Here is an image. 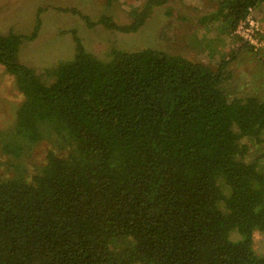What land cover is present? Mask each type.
<instances>
[{"label": "trees", "instance_id": "obj_1", "mask_svg": "<svg viewBox=\"0 0 264 264\" xmlns=\"http://www.w3.org/2000/svg\"><path fill=\"white\" fill-rule=\"evenodd\" d=\"M168 2L131 1L127 22H98L136 32ZM263 12L264 0H217L199 21L229 34ZM35 32L0 31V64L21 94L0 131V264H264L253 246L264 233V97H229L234 52L213 65L151 47L100 56L72 36L46 82L18 55Z\"/></svg>", "mask_w": 264, "mask_h": 264}, {"label": "rangeland", "instance_id": "obj_2", "mask_svg": "<svg viewBox=\"0 0 264 264\" xmlns=\"http://www.w3.org/2000/svg\"><path fill=\"white\" fill-rule=\"evenodd\" d=\"M131 1L135 0L108 5L105 0H0V31L28 36L36 28L34 38L23 37L18 55L46 82L51 77L45 70L69 58L72 36H76L87 50L100 56L109 46L127 50L151 47L213 65L218 56L234 52L229 64L232 77L223 82L229 97H264V65H260L264 51L250 53L248 45L232 32L228 34L222 24L212 21L215 25L211 29L199 21L215 8L217 0H169L153 8L145 23L132 33L111 31L98 22L101 16H110L117 23L127 22L125 6ZM257 19L264 28V12ZM20 100L12 76L0 64V131L12 124L14 108ZM49 144L46 138L38 141L33 146L34 158L41 156L42 148ZM255 149L258 146L253 143L250 156ZM4 158L7 157L0 152V161ZM253 246L256 251H264V233L253 235Z\"/></svg>", "mask_w": 264, "mask_h": 264}, {"label": "built area", "instance_id": "obj_3", "mask_svg": "<svg viewBox=\"0 0 264 264\" xmlns=\"http://www.w3.org/2000/svg\"><path fill=\"white\" fill-rule=\"evenodd\" d=\"M264 28L258 19L247 14L245 18L240 19L232 31V34L246 42L255 50H264V39L262 37Z\"/></svg>", "mask_w": 264, "mask_h": 264}, {"label": "clouds", "instance_id": "obj_4", "mask_svg": "<svg viewBox=\"0 0 264 264\" xmlns=\"http://www.w3.org/2000/svg\"><path fill=\"white\" fill-rule=\"evenodd\" d=\"M233 31V30H232ZM235 36V35H234ZM237 37V36H236ZM242 40V39H241ZM243 41V40H242ZM244 42V41H243ZM246 43V42H245ZM247 44V43H246ZM248 45V44H247ZM249 46V45H248ZM249 47H251V46H249ZM252 49H253V47H251ZM254 51H259V50H255V49H253ZM264 51V50H263Z\"/></svg>", "mask_w": 264, "mask_h": 264}]
</instances>
